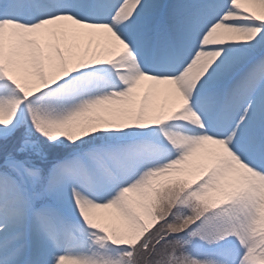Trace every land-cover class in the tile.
Returning <instances> with one entry per match:
<instances>
[{
    "label": "snow or ice",
    "instance_id": "1",
    "mask_svg": "<svg viewBox=\"0 0 264 264\" xmlns=\"http://www.w3.org/2000/svg\"><path fill=\"white\" fill-rule=\"evenodd\" d=\"M0 264H264V0H0Z\"/></svg>",
    "mask_w": 264,
    "mask_h": 264
},
{
    "label": "bare ground",
    "instance_id": "2",
    "mask_svg": "<svg viewBox=\"0 0 264 264\" xmlns=\"http://www.w3.org/2000/svg\"><path fill=\"white\" fill-rule=\"evenodd\" d=\"M157 87H160V88H162L163 86H157ZM145 92H148L149 91V89H148V86L147 85H145Z\"/></svg>",
    "mask_w": 264,
    "mask_h": 264
}]
</instances>
